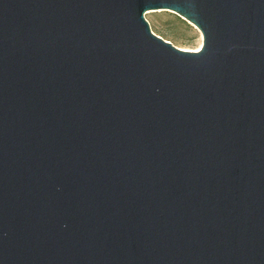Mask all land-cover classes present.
<instances>
[{"label":"water","instance_id":"obj_1","mask_svg":"<svg viewBox=\"0 0 264 264\" xmlns=\"http://www.w3.org/2000/svg\"><path fill=\"white\" fill-rule=\"evenodd\" d=\"M0 264H264V0H0Z\"/></svg>","mask_w":264,"mask_h":264},{"label":"rangeland","instance_id":"obj_2","mask_svg":"<svg viewBox=\"0 0 264 264\" xmlns=\"http://www.w3.org/2000/svg\"><path fill=\"white\" fill-rule=\"evenodd\" d=\"M146 18L155 33L180 48L199 50L203 45V35L197 26L173 11L148 10Z\"/></svg>","mask_w":264,"mask_h":264}]
</instances>
